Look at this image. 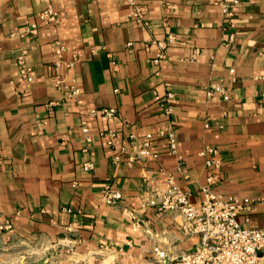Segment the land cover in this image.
<instances>
[{"label":"crops","instance_id":"1","mask_svg":"<svg viewBox=\"0 0 264 264\" xmlns=\"http://www.w3.org/2000/svg\"><path fill=\"white\" fill-rule=\"evenodd\" d=\"M48 1L58 20L25 34ZM234 1L140 0L144 26L127 0H0V232L156 264L154 247L174 257L200 240L142 197L173 179L199 209L209 178L214 194L252 199L238 221L264 228V0ZM159 40L165 57L154 64ZM57 42L64 62L77 54L73 67L55 63ZM22 49L29 87L18 72ZM58 74L75 80L76 95L53 85ZM103 108L116 113L107 118ZM164 129L175 132V154L158 135ZM146 134L157 157L133 158ZM107 189L122 197L106 203Z\"/></svg>","mask_w":264,"mask_h":264},{"label":"built area","instance_id":"2","mask_svg":"<svg viewBox=\"0 0 264 264\" xmlns=\"http://www.w3.org/2000/svg\"><path fill=\"white\" fill-rule=\"evenodd\" d=\"M131 6L129 16L137 23L144 26H150V23L143 17L142 6L140 0H127ZM237 3V0L234 1ZM223 14L228 17L231 15L230 5L223 2L221 4ZM59 18V11L54 5L48 1L44 8L38 13L37 20L28 25L25 34L34 35L44 25L55 23ZM171 40V37H169ZM157 45V53L153 59L154 64L165 57V42L162 40L154 41ZM66 51V47L57 42L55 53L60 56L56 60V64H65L66 67H73L77 61V54L73 53L71 59L64 62L62 55ZM27 51L22 49L17 56L18 72L25 80L26 87H29L33 81L32 67L26 62ZM53 85L62 92L76 95L78 88L75 80L72 78L69 82L61 75H55ZM213 89L221 91V87ZM212 91L209 90L208 94ZM264 93V87L262 89ZM167 101L171 100L173 95L170 91L166 94ZM224 98H227L224 96ZM166 113H170L171 107L168 103H162ZM95 114V111H91ZM115 108H103L101 114L107 118L115 115ZM83 132L87 133V128H83ZM159 136L167 139L168 150L170 153L177 152V140L175 132L172 129H164L158 133ZM115 133L108 131V145H112ZM130 139H134V135H129ZM88 140L89 137L87 136ZM153 139L152 134H146L141 142L138 154L135 157L140 158H156L157 154L150 151V142ZM115 161H120V155L114 157ZM212 163L207 162V166ZM84 169L89 170L93 167L91 162L83 164ZM206 185L200 188L201 200L200 207L196 209L189 199V193L183 190L173 179L168 180V186L161 191H155L151 195L143 196V204L153 206L159 211H171L180 217V229L187 237L197 236L200 240L199 248L180 253L174 257H170L166 252L154 247L156 254V264H264V228L242 226L238 221V214L242 211H248L254 204L252 199L244 198L241 201L231 196H223L214 194L211 190V178ZM104 201L108 204L115 203L122 196L119 191L107 189L103 194ZM136 222L133 229H135ZM5 228L10 225L6 224Z\"/></svg>","mask_w":264,"mask_h":264},{"label":"rangeland","instance_id":"3","mask_svg":"<svg viewBox=\"0 0 264 264\" xmlns=\"http://www.w3.org/2000/svg\"><path fill=\"white\" fill-rule=\"evenodd\" d=\"M0 264H119L75 242L35 232H0Z\"/></svg>","mask_w":264,"mask_h":264}]
</instances>
